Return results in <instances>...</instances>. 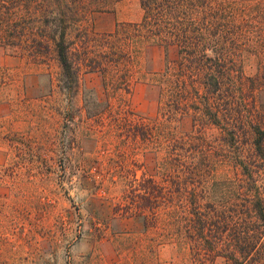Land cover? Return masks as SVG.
Instances as JSON below:
<instances>
[{"label":"rangeland","instance_id":"1","mask_svg":"<svg viewBox=\"0 0 264 264\" xmlns=\"http://www.w3.org/2000/svg\"><path fill=\"white\" fill-rule=\"evenodd\" d=\"M221 1L254 16L253 43L243 42L246 34L228 53L237 63L239 111L250 124L264 122V0ZM66 2L26 1L19 10L22 25L14 27L25 28L10 37L0 27V264H190L175 247L156 249L157 234L144 233L139 213H127L133 198L142 205L143 177L159 176L155 145L135 127L139 118L163 120L159 85L137 81L129 94L121 93L99 68L88 66L90 58L92 64L102 59L95 37L141 23L140 0L80 15H72ZM62 16L79 74L70 96L62 88L54 44L36 52V42L47 28L45 36L53 35L49 29ZM141 53L134 67L155 74L177 57L175 49L152 42ZM173 125L179 134L193 131L190 117ZM245 129L244 143L250 144ZM213 130V138L224 136ZM240 218L235 227H257ZM129 237L141 239L140 252ZM215 255L216 263L226 262L227 251Z\"/></svg>","mask_w":264,"mask_h":264},{"label":"trees","instance_id":"2","mask_svg":"<svg viewBox=\"0 0 264 264\" xmlns=\"http://www.w3.org/2000/svg\"><path fill=\"white\" fill-rule=\"evenodd\" d=\"M26 1L30 0H0V27L10 37L25 28L14 27L18 22L22 25L19 10ZM120 1L70 0L64 6L72 15H80L107 11ZM140 3L144 11L141 23L95 37L96 51H100L97 57L102 59L93 64V58L88 61V66L110 78V86L118 92L129 94L134 83L147 80L161 89L163 120L139 118L140 126H135L144 142L155 145L159 176L143 177L142 205L133 198L127 213H139L144 233L157 234L152 240L156 249L175 247L190 264H218L214 260L218 250L227 251L223 264H264V122L250 124L239 111L237 63L228 53L246 34L249 37L243 42L253 43L250 21L254 16L234 2L221 0ZM7 5L9 9H5ZM54 22L57 26L49 30L56 28V34L45 36L47 28L36 42V52L51 50L54 44L62 88L70 96L79 74L64 31L68 21L62 16ZM150 42L177 53L160 74L134 67L135 57ZM184 117L193 121V131L187 135L177 133L173 125ZM213 129H220L224 136L213 138ZM244 129L248 138L251 135L250 144L244 143ZM238 218L249 219L257 227H235ZM129 238L132 250L140 252L141 239Z\"/></svg>","mask_w":264,"mask_h":264}]
</instances>
